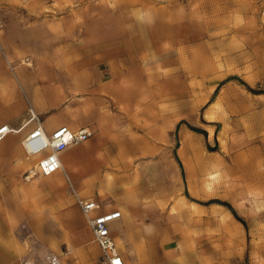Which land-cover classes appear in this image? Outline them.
Returning <instances> with one entry per match:
<instances>
[{
	"label": "crops",
	"instance_id": "0c3cea01",
	"mask_svg": "<svg viewBox=\"0 0 264 264\" xmlns=\"http://www.w3.org/2000/svg\"><path fill=\"white\" fill-rule=\"evenodd\" d=\"M184 7L0 0V126L16 129L0 141V264H99L75 193L97 202L93 213L120 211L110 232L124 264H244L245 223L232 198L211 192L212 178L202 188L200 149L185 146L193 135L179 130L182 115L170 117L178 102L169 98L168 62L153 61L190 17ZM207 104L211 123L218 102ZM37 123L46 133L93 131L59 153L52 182L23 177L20 141Z\"/></svg>",
	"mask_w": 264,
	"mask_h": 264
},
{
	"label": "rangeland",
	"instance_id": "374dc122",
	"mask_svg": "<svg viewBox=\"0 0 264 264\" xmlns=\"http://www.w3.org/2000/svg\"><path fill=\"white\" fill-rule=\"evenodd\" d=\"M170 1L183 3L190 17L174 25L176 40L153 61L168 62L169 98L178 102L170 117L182 115L179 130L193 135L185 146H198L204 158L201 175L188 172L204 180L202 188L212 178L218 198H232L245 223L242 261L264 264V0ZM192 5L200 8L195 15ZM209 101L218 102L211 123L204 116Z\"/></svg>",
	"mask_w": 264,
	"mask_h": 264
},
{
	"label": "built area",
	"instance_id": "2783aa9c",
	"mask_svg": "<svg viewBox=\"0 0 264 264\" xmlns=\"http://www.w3.org/2000/svg\"><path fill=\"white\" fill-rule=\"evenodd\" d=\"M38 121V118L33 114ZM16 131L8 124L0 126V141L8 132ZM93 135L88 128L76 131L67 126H59L50 133H46L39 123L20 143L25 152V157L34 161L24 172V179L29 180L35 176H48L61 168L59 153L68 146L77 144ZM76 201L86 217L87 226L90 229L93 240L99 248V264H124V261L116 249V244L111 236L110 223L120 217L119 210H109L93 213L97 208V202L93 199L84 200L75 193ZM57 260V259H56ZM58 262V260H57ZM52 264V258L50 260Z\"/></svg>",
	"mask_w": 264,
	"mask_h": 264
},
{
	"label": "bare ground",
	"instance_id": "6f19581e",
	"mask_svg": "<svg viewBox=\"0 0 264 264\" xmlns=\"http://www.w3.org/2000/svg\"><path fill=\"white\" fill-rule=\"evenodd\" d=\"M31 165H32V160L27 158V162L25 163V167L29 168ZM45 177L48 178L49 180H51V182H52V175H48V176H45ZM29 179H31V178H29ZM67 247H68L69 250H71V246L69 244H68ZM56 259H57L56 257H52V264H60L59 261L57 262L58 259L57 260Z\"/></svg>",
	"mask_w": 264,
	"mask_h": 264
},
{
	"label": "trees",
	"instance_id": "16d2710c",
	"mask_svg": "<svg viewBox=\"0 0 264 264\" xmlns=\"http://www.w3.org/2000/svg\"><path fill=\"white\" fill-rule=\"evenodd\" d=\"M251 90V89H250ZM193 130H195V131H198V132H200V133H203V134H206V132L204 131V130H202V129H198V128H193ZM224 203V202H223ZM224 205H226V206H228L231 210H232V212H234V210L230 207V205L228 204V203H224ZM242 221V220H241ZM243 222V221H242Z\"/></svg>",
	"mask_w": 264,
	"mask_h": 264
}]
</instances>
